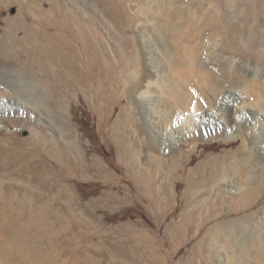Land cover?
Wrapping results in <instances>:
<instances>
[{
  "label": "bare ground",
  "instance_id": "obj_1",
  "mask_svg": "<svg viewBox=\"0 0 264 264\" xmlns=\"http://www.w3.org/2000/svg\"><path fill=\"white\" fill-rule=\"evenodd\" d=\"M42 1L0 0V125L21 129L30 124L35 140L61 165L70 162L71 156L81 157L76 141L68 137V105L53 80L69 72L78 80L102 75L97 71V64L103 62L100 51L117 59L122 52L105 37L117 33L128 40L115 25L119 20L122 24L134 20V25H142L144 30L135 35L139 56L132 59L134 69L130 81L123 85V93L138 108L149 132L151 126L161 130L156 136L161 140L154 142L155 136L148 133L143 150L135 142L127 141L126 145V137H121V149L127 148L134 164L139 163L144 151L155 166L168 158L171 169L180 168L190 162L185 153L195 151L201 141L223 137L234 142L233 133L244 125L246 137L237 149L199 162L192 174L197 173L204 185L211 184V201L206 202L211 219L221 215L220 206L226 199L223 192L234 195L235 211L248 210L258 202L264 190V0H144L130 18L117 13L114 0H45L48 9L40 5ZM12 3L19 10L15 15L5 13ZM94 13L98 25L92 29L93 43L89 41L83 51L90 63L84 68L80 64L82 50L72 39L86 41L82 28H87ZM39 51L43 53L40 57ZM53 64L60 68L54 71ZM122 121H127L126 114L118 118L117 132ZM27 140L12 137L3 143L0 138V157L11 148L15 149L12 156L23 158L29 151L35 152L32 146L25 148ZM224 161L230 169L219 166ZM152 174L140 178L147 193L156 195ZM3 177L0 175V189H4ZM29 182L22 184V189L11 190L8 196L0 190V206H9L16 222L3 224L0 247L11 251L9 255L16 253L27 264H53L42 239L46 235L45 239L53 242L49 213L54 207L49 198L37 204L32 197L35 186ZM193 185L188 181L185 195ZM162 187L167 196H172L168 180ZM24 209L30 212L23 215ZM210 212L203 217L210 218ZM189 226L178 224L174 230L181 236L188 233ZM232 230L226 232L231 240L235 236ZM228 244V259L236 261L224 263L264 264V228L245 241ZM153 250L151 259L163 264L158 250ZM9 255H0V264H19ZM72 264L96 263L78 258Z\"/></svg>",
  "mask_w": 264,
  "mask_h": 264
},
{
  "label": "rangeland",
  "instance_id": "obj_2",
  "mask_svg": "<svg viewBox=\"0 0 264 264\" xmlns=\"http://www.w3.org/2000/svg\"><path fill=\"white\" fill-rule=\"evenodd\" d=\"M114 2L117 13L130 18L133 11L140 9L144 0ZM13 4L5 9V13H18L17 5ZM40 5L44 9L49 8L45 0ZM97 12L100 11L97 9ZM114 13L116 15V11ZM24 17L31 18L28 13H24ZM122 17L119 18L122 20ZM115 19L118 20L117 15ZM134 23V20H130L122 24L119 20L115 25L117 32L126 35L128 40H122L117 33L105 37L111 45L121 47L122 52L119 51L117 59L100 51L103 62L97 64V71L102 75L78 80L69 72L57 75L53 80L68 105V137L76 141L81 157L71 156L70 162L61 165L35 140L30 124L21 129L2 124L1 142H7L12 137L28 139L25 148L32 146L36 151H29L30 154L23 158L21 155L12 156L15 149L11 148L0 157V175H4V189L0 190H4V195L8 196L11 190L22 189V184L31 181L29 183L35 186L32 197L37 204L44 199H51L54 212L49 213V218L54 228L53 242L45 239V235L42 244L45 251L51 254L53 264H72L78 258H89L96 264H157L151 259L154 247L163 264L228 262V241H245L263 230L264 190L254 206L248 210L240 208L242 210L239 211L232 210L237 207L234 195L223 192V198L226 199L220 206L221 215L211 219L207 206L211 201L208 194L211 184L204 185L197 173L192 174L195 170L192 168L203 160L237 149L246 137V126L235 130L232 136L234 142L223 137L201 141L195 151L185 153V159L190 162L186 161L180 168L171 169L172 161L168 158L155 166L144 151L141 152L143 155L139 163L134 164L128 157L127 148L121 149L124 145L121 137H126V142H135L136 147L143 150L142 144L147 141L148 133L155 136L154 142L161 140H156L161 130L151 126L149 132L142 117L139 118L138 108L123 93V85L130 81L134 69L132 59L139 56V41H136L135 35L144 30L142 25L136 27ZM69 24L72 26L70 21ZM97 25L98 16L94 13L93 19L87 22V28H82L86 41L72 39L82 50L80 64L84 68L90 63L83 51L86 44L92 42V29L96 30ZM100 31L105 36V32ZM95 49L97 47L93 46V52L97 54ZM42 55L41 51L37 52V56ZM52 68L56 71L60 66L53 64ZM123 114H126L127 121L119 122L121 127H118L117 132L116 122ZM245 145L248 146V142ZM158 153L156 151L155 154ZM219 166L231 168L225 161ZM149 167H153L152 170ZM144 172L146 175L153 173L156 195L144 189L140 178L146 176ZM167 180L172 196H167L162 187ZM188 181L194 185L192 191L185 195ZM29 212L22 210L23 215ZM208 212L210 218L206 219L203 215H208ZM12 216L13 210L9 206H0V229L3 224H16ZM220 222L224 224H217ZM178 224H190L188 233L180 236L179 232H175L174 226ZM231 230L235 231L234 240L226 233ZM50 238L52 240V236ZM10 252L0 247V255H9ZM9 256L19 264H27L16 253Z\"/></svg>",
  "mask_w": 264,
  "mask_h": 264
}]
</instances>
